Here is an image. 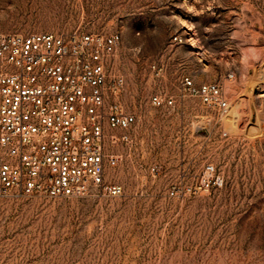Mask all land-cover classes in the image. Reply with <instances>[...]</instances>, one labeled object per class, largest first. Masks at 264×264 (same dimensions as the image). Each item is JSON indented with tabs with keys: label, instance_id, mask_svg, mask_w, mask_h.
Returning a JSON list of instances; mask_svg holds the SVG:
<instances>
[{
	"label": "rangeland",
	"instance_id": "1",
	"mask_svg": "<svg viewBox=\"0 0 264 264\" xmlns=\"http://www.w3.org/2000/svg\"><path fill=\"white\" fill-rule=\"evenodd\" d=\"M74 30L120 35L110 70L136 116L109 170L123 192L0 195V264H264V0H0V33ZM183 76L224 83L230 113ZM207 164L222 182L204 189Z\"/></svg>",
	"mask_w": 264,
	"mask_h": 264
},
{
	"label": "built area",
	"instance_id": "2",
	"mask_svg": "<svg viewBox=\"0 0 264 264\" xmlns=\"http://www.w3.org/2000/svg\"><path fill=\"white\" fill-rule=\"evenodd\" d=\"M119 41L118 32L0 33V195H122L109 170L118 147L131 148L136 116L118 100L123 76L110 70ZM180 87L218 116L230 113L224 83L183 76ZM150 102L173 106L175 98ZM221 182L207 164L199 187Z\"/></svg>",
	"mask_w": 264,
	"mask_h": 264
}]
</instances>
